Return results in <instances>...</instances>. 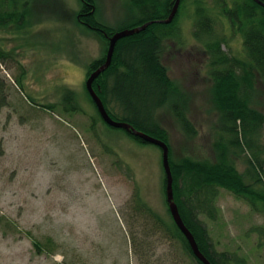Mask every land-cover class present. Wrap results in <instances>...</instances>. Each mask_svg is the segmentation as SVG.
Here are the masks:
<instances>
[{
	"label": "rangeland",
	"instance_id": "obj_1",
	"mask_svg": "<svg viewBox=\"0 0 264 264\" xmlns=\"http://www.w3.org/2000/svg\"><path fill=\"white\" fill-rule=\"evenodd\" d=\"M27 1L25 28L0 26V45L14 57L0 64L10 85V104L0 114V264H197L181 240L148 228L135 207L141 199L171 221L162 149L108 125L90 100L87 69L106 57L109 43L77 20L82 0ZM208 4L216 33L228 34L223 48L245 56L242 36L232 33L216 0ZM95 5L98 19L113 29L140 17L129 0ZM176 30L165 40L161 60L185 94L197 133L186 135L169 103L155 116L168 132L171 159H213L219 112L189 2ZM21 76L26 94L17 84ZM256 86L253 105L264 113V83L258 79ZM66 88L76 92L81 110L44 106L61 102ZM246 155L236 159L244 173ZM216 206V219L200 215L216 250L228 254L229 264H264V236L257 231L264 228V211L224 188Z\"/></svg>",
	"mask_w": 264,
	"mask_h": 264
},
{
	"label": "trees",
	"instance_id": "obj_2",
	"mask_svg": "<svg viewBox=\"0 0 264 264\" xmlns=\"http://www.w3.org/2000/svg\"><path fill=\"white\" fill-rule=\"evenodd\" d=\"M129 1L140 17L124 27L113 29L98 19L95 0H82V10L77 20L99 33L108 43L109 36L117 30L152 22L140 32L118 40L111 65L95 79L93 86L108 112L117 120L129 122L168 143V132L158 123L155 114L157 109L169 103L173 117L186 135H196L197 129L188 116L185 94L170 77L167 66L161 60L165 40L177 35L176 27L185 4L189 2L192 5L194 36L201 42L207 56V70L213 81L212 92L219 117L213 142V159H196L186 155L180 160H173L169 153L174 197L185 224L194 234L204 255L213 264H229L230 257L226 252L216 250L200 215L216 219L219 188L243 198L252 209L264 211V143L260 142L264 113L253 105L255 96L259 94L256 86L258 79L264 83V5L256 0H216L232 33L242 36L245 56L240 57L223 48L224 43L229 44V37L226 32L222 36L216 33V20L212 13L214 8L208 4V0H181L171 23L159 20L169 16L176 0ZM28 4L27 0H0V26L13 24L18 29L25 28ZM8 58L14 57L0 45V64ZM105 58L103 56L91 62L87 75L97 69ZM20 69L23 75V65H20ZM17 84L25 93L22 76L17 79ZM9 87L7 78L0 73V114L10 104ZM62 95L61 102L44 106L52 111L58 106L65 112L81 110L73 89L66 88ZM127 133L138 141L147 142ZM4 152V143L0 139V156ZM242 154H247L249 166L246 173L236 165L237 157ZM164 183L166 186V178ZM135 204L148 228H158L167 237L178 238L189 256L197 264H204L194 255L188 239L172 216L168 223L141 199ZM257 228L264 236V228ZM35 243L41 246L38 241Z\"/></svg>",
	"mask_w": 264,
	"mask_h": 264
},
{
	"label": "water",
	"instance_id": "obj_3",
	"mask_svg": "<svg viewBox=\"0 0 264 264\" xmlns=\"http://www.w3.org/2000/svg\"><path fill=\"white\" fill-rule=\"evenodd\" d=\"M256 1L264 5V2L262 0H256ZM180 3H181V0H176L169 16L166 19H162L159 21L162 23H171L179 10ZM151 23L152 22L150 21V22L144 23L142 25H139L133 28H125V29L117 30L111 36H109V46H108L105 61L97 69L93 70L90 73V75L86 79V88L90 96L92 97L95 105L97 106V109L101 117L108 125H110L111 127H115V128L125 129L126 131L132 133L133 135L140 137L144 141L160 146V148L162 149L163 167H164L165 174H166V188H165L166 201H167L170 213L172 215V218L174 222L176 223V225L178 226V228L182 231V233L188 239V242L192 248L194 255H196V257H198L204 264H213L201 251L194 234L185 224L182 218V215L180 213L178 204L175 201L174 188H173V174L171 170L170 156H169L170 147L168 143L160 138L155 137L154 135H151L150 133L137 129L129 122L117 120L113 118L112 115L106 109L102 98L100 97V95L97 93V91L95 90L93 86L95 79L111 65L118 40H120L123 37L133 35L135 33L140 32L141 30L145 29Z\"/></svg>",
	"mask_w": 264,
	"mask_h": 264
},
{
	"label": "flooded vegetation",
	"instance_id": "obj_4",
	"mask_svg": "<svg viewBox=\"0 0 264 264\" xmlns=\"http://www.w3.org/2000/svg\"><path fill=\"white\" fill-rule=\"evenodd\" d=\"M172 216V215H171Z\"/></svg>",
	"mask_w": 264,
	"mask_h": 264
}]
</instances>
